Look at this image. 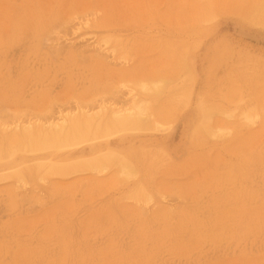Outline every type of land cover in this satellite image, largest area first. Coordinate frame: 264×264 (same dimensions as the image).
I'll return each instance as SVG.
<instances>
[{
    "label": "rangeland",
    "instance_id": "rangeland-1",
    "mask_svg": "<svg viewBox=\"0 0 264 264\" xmlns=\"http://www.w3.org/2000/svg\"><path fill=\"white\" fill-rule=\"evenodd\" d=\"M132 88L146 129L11 143ZM0 264H264V0H0Z\"/></svg>",
    "mask_w": 264,
    "mask_h": 264
},
{
    "label": "bare ground",
    "instance_id": "bare-ground-1",
    "mask_svg": "<svg viewBox=\"0 0 264 264\" xmlns=\"http://www.w3.org/2000/svg\"><path fill=\"white\" fill-rule=\"evenodd\" d=\"M118 75L122 76V72H118ZM160 82V85L159 81L154 83L155 89L150 87V85H148L146 82L142 83L141 87L145 91H152L153 94L151 95V98L154 99L164 92V89H166L167 81L162 79ZM133 90L134 88H132L130 91V94H132L133 98H131L132 103H130L129 106H113L110 108L107 106L102 107L101 111L97 112L95 115L84 113L87 115L86 119H83V117H77L73 115L70 116L68 114L62 113L61 117L56 122H52L48 126L50 132H48V134H46L45 138L42 140L34 138L32 134H29L27 137L12 138L11 143L16 145L17 142L20 144L27 140V147L31 146L33 149H42L54 146L58 142L67 145L84 142L91 139L93 136H95L94 138H97L99 133L102 131L108 135H111L116 132H123L127 130L135 131L143 128L146 129L150 120V114L148 113L150 104L147 101H140L136 99L137 95L133 93ZM106 111H111L112 117L104 120V116H102V114H104ZM203 114L205 118L204 131L206 133L208 131L213 135H218L217 133L223 132L222 130H217L215 132V129L209 126L210 124L208 121H211L210 119H212L211 113H209L207 110H204ZM249 118L251 120L253 119V117ZM113 155L115 154L97 153L90 160H88L87 163L93 170H104L109 168L110 163L114 162L113 164H116L117 162L115 163V161L121 158L119 156L118 158L115 155L117 159L115 160ZM125 159L126 158H124V161L119 159L118 163L125 173L130 174L132 171V166L130 165L131 163Z\"/></svg>",
    "mask_w": 264,
    "mask_h": 264
}]
</instances>
